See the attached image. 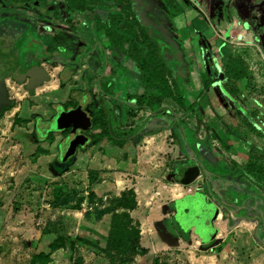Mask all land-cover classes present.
<instances>
[{"label":"rangeland","instance_id":"1","mask_svg":"<svg viewBox=\"0 0 264 264\" xmlns=\"http://www.w3.org/2000/svg\"><path fill=\"white\" fill-rule=\"evenodd\" d=\"M12 1L0 0V17L26 30L36 28L52 42L46 52L39 39L23 36L15 70L6 80L10 104L0 117V264H31L33 254L48 252L60 235L102 242L110 218L103 211L128 190L136 201L130 216L147 250L128 264H152L155 258L190 264L184 250H208L191 239L182 249L178 239L183 234L175 224L177 211L196 195L224 215L241 211L247 221L264 222V0H102L83 14L68 12L64 0H23L21 6ZM120 7H129V18L154 41L155 53L187 101H197L178 130L167 110L129 113L133 103L125 95L134 93L140 73L112 37L96 33L93 20L106 21V8ZM229 57L245 67L248 83L217 79L216 70L224 72ZM191 65L213 82L203 96L190 78ZM64 68L72 73L61 82ZM29 70L45 78L21 81ZM90 74L112 82L115 97L101 99L103 119L91 132L108 129L128 141L118 145L104 137L92 145L88 134V142L63 161L59 150L68 135L64 142L61 132L42 136L37 123L73 110H65L67 103L83 102L81 109L92 114L97 100L87 95ZM187 165H195L198 175L182 184L177 170ZM91 171L96 174L90 178ZM159 223L166 229L157 231ZM50 258L47 264H112L80 243L57 248Z\"/></svg>","mask_w":264,"mask_h":264},{"label":"trees","instance_id":"2","mask_svg":"<svg viewBox=\"0 0 264 264\" xmlns=\"http://www.w3.org/2000/svg\"><path fill=\"white\" fill-rule=\"evenodd\" d=\"M113 1L118 4L120 3L119 0ZM100 2L102 0H64L66 9L69 12L80 14L90 12L94 6L99 7ZM106 11V21L101 20L97 16L93 17L96 33L105 31L108 36L112 37L120 52L135 62L140 73L134 93H127L125 95V101L133 103L131 106H128L130 108V115L135 110L142 109L148 110L151 114L160 110H167L174 117L171 123L173 129H180L182 117L194 109L197 101L190 103L187 101L185 94L178 88L165 62L161 61L155 53L154 41L150 39L143 26L137 23L134 24L133 20L129 18L132 13L129 7L126 10L122 7L119 10H109L106 8ZM22 35L29 36L32 39H39L35 32L26 29L22 31ZM23 39L24 37H22ZM39 40L43 43L44 50L48 51L49 46L46 43L47 41L45 39ZM167 61L169 63L175 62L173 58L169 57H167ZM163 71L167 72L168 77L163 74ZM189 71L190 78L199 91V95H205L213 82L208 79H203L192 65L189 66ZM71 73L72 71L69 68H64L60 72V81L65 82L70 79ZM223 74L226 80L234 79L237 83H248L251 80L241 62L231 57L227 59ZM86 79L87 95L91 99L96 98L97 100L96 108H94L92 114H89L91 126L86 130L91 137V144L96 145L102 138L107 137L110 142L123 145L128 140L113 136L108 129L104 132H91L96 124L103 119L101 99L114 96L112 93L113 83L109 81L101 83L99 78L92 74L87 75ZM217 79L220 80L219 77ZM169 80L171 83H169ZM231 92L230 90L229 93ZM234 92H236V88L232 93ZM227 97L233 100L229 94H227ZM82 103H67L64 108L65 110L67 108H76L77 105ZM181 111H184V114L181 115ZM1 115L2 111L0 112V117ZM66 132L67 130H64L61 133L65 134ZM94 173L96 174V172H89L90 178ZM135 208L136 201L133 192L131 190L123 191L119 196H115L108 208L103 211L110 213V218L108 230L105 236L102 237V242L95 239L80 237L69 238L60 235L48 245V252L40 251L34 253L30 263L47 264L51 260L50 256L53 250L60 247L74 249L76 243L93 248L97 254L108 258L112 264H128L134 256H145L147 250L140 244L139 224L130 216V212ZM103 212H99L98 214ZM152 264L166 263L160 261L159 258H155Z\"/></svg>","mask_w":264,"mask_h":264},{"label":"water","instance_id":"3","mask_svg":"<svg viewBox=\"0 0 264 264\" xmlns=\"http://www.w3.org/2000/svg\"><path fill=\"white\" fill-rule=\"evenodd\" d=\"M6 58H0V112L5 107H8L10 100L5 86V80L10 76V71L14 67V63L11 60V50L6 46L3 47ZM6 50V51H5ZM1 56V57H3ZM220 80L223 79V72L217 70ZM45 76L41 79L43 80ZM41 80L39 81V83ZM91 126L90 117L81 109V105L68 112H59L50 121L37 123V131L41 135H46L50 132H62L69 129L68 136L64 142L63 150L60 152V159L66 160L73 156L78 147H83L88 138L83 134H79L78 131H86ZM42 135V136H43ZM198 175V169L195 165L182 168L176 177V180L182 184H188L192 182ZM185 202L180 208L179 218L184 223L185 231L193 227L201 238L206 239L212 234V220L216 215V209L207 205L202 196L196 195L185 199ZM181 211H185L181 213Z\"/></svg>","mask_w":264,"mask_h":264},{"label":"crops","instance_id":"4","mask_svg":"<svg viewBox=\"0 0 264 264\" xmlns=\"http://www.w3.org/2000/svg\"><path fill=\"white\" fill-rule=\"evenodd\" d=\"M215 209L212 234L208 238H201L193 227L187 231L182 230L183 235L178 237L182 249H185L188 239L197 246H201L202 243L207 245L208 250L199 254L183 251L190 264H264V222L258 226L257 222L247 221L243 217L246 214L241 211H237L236 216L233 214L227 216L216 207ZM175 224L177 225L176 222ZM162 228L166 229V225L159 223L157 231H161Z\"/></svg>","mask_w":264,"mask_h":264},{"label":"flooded vegetation","instance_id":"5","mask_svg":"<svg viewBox=\"0 0 264 264\" xmlns=\"http://www.w3.org/2000/svg\"><path fill=\"white\" fill-rule=\"evenodd\" d=\"M23 2V0H13L12 1V5L14 6H17V5H20L21 6V3ZM67 10V9H66ZM68 11V10H67ZM69 12V11H68ZM27 26L23 25V24H17V25H12V23H8L6 20L2 19L0 17V58H6L5 56L3 55H6L5 52H4V49L3 47L6 46L9 50H11V60L12 62L14 63V66L15 65V60L14 58H17L18 56V50H19V46H20V43L22 41V37L24 35H22V31L26 28ZM30 31H33L36 33L37 37L39 39H42V40H46L47 42V45L49 46V49L48 51L46 52H49L50 49H51V46H50V43L52 42V39H49L47 38L46 36H43V35H40L39 33H37V30L36 28H32ZM15 36V38H14ZM10 40V43L9 44V41ZM44 49V48H43ZM6 51V50H5ZM3 56V57H1ZM14 67L12 68V70L10 71V76L13 74V71H14ZM15 73V72H14ZM9 76V77H10ZM45 76V74L41 71H38V70H29V72H26L24 76H22L21 78V81L22 80H29L31 82V84H33L34 82L36 83H39L40 80H42L41 78ZM8 77V78H9ZM6 78V80L8 79ZM6 80H5V86H6ZM82 105V104H81ZM79 106V105H78ZM3 110V109H2ZM67 132L64 134V138H63V142L66 138V136L68 135L69 133V129H66ZM64 131V130H63ZM79 134L83 133L86 137H88V133L86 131H78ZM50 134V133H49ZM80 148V147H78ZM77 148V149H78ZM63 150V148H61V150H59V156H60V152ZM190 166V165H189ZM188 165L187 166H181L178 170H177V174L178 172L182 169V168H185V167H189ZM178 210V209H177ZM185 212V211H184ZM183 211H181V213H184ZM178 214H180V212L177 211V220H176V223L177 225L182 229V230H185V226H184V223H182L181 219L178 217Z\"/></svg>","mask_w":264,"mask_h":264}]
</instances>
